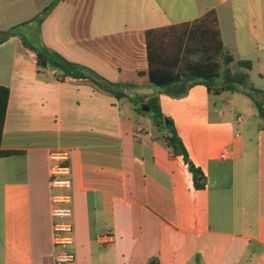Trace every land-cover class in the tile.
Segmentation results:
<instances>
[{
    "label": "crops",
    "instance_id": "0c3cea01",
    "mask_svg": "<svg viewBox=\"0 0 264 264\" xmlns=\"http://www.w3.org/2000/svg\"><path fill=\"white\" fill-rule=\"evenodd\" d=\"M52 2L0 0L1 37L17 27L129 87L118 100L87 79L60 82L58 71L38 72L18 36L0 43V86L9 89L1 149L20 152L0 159V264H53L56 151L69 152L74 243L65 251L76 264H264V124L253 100L240 103L245 118L233 99L214 100L201 84L169 96L148 80L144 41L147 30L214 12L225 52L264 80V0H59L37 26ZM153 97L200 188L168 132L152 116L141 123L132 101Z\"/></svg>",
    "mask_w": 264,
    "mask_h": 264
},
{
    "label": "trees",
    "instance_id": "16d2710c",
    "mask_svg": "<svg viewBox=\"0 0 264 264\" xmlns=\"http://www.w3.org/2000/svg\"><path fill=\"white\" fill-rule=\"evenodd\" d=\"M59 0L53 2L33 18L39 26L47 14L55 7ZM17 27L8 30L0 39V43L10 37L18 36L23 46L35 53L36 66L40 70L51 69L59 72L57 80L87 79L102 91L113 95L116 99L125 97L122 90L129 86L126 84H112L98 76L95 72L72 64L58 54L44 47L35 39L20 35ZM147 77L153 86L165 89L173 98H180L187 94L190 87L195 84L203 85L211 95L223 93H239L248 84L247 72L252 69L250 61L238 60L233 65V57L224 50L219 24L214 12H209L199 19L167 26L158 29H150L144 32ZM255 93H263L255 90ZM254 102L259 119H264V104L247 94ZM9 89L0 86V159L9 158L20 154L17 151L1 149L3 127L7 112ZM140 104L149 108V112H143L137 108L141 115L151 114L154 124L166 129L168 136L165 138L168 147L175 155L183 158L189 172L193 175V181L197 188L201 187L198 178L199 170L190 162L187 152L177 136L173 124L169 120V126H164L165 117L162 116L157 97L146 101L140 100ZM137 107V105H136ZM146 264H159L158 260L150 259Z\"/></svg>",
    "mask_w": 264,
    "mask_h": 264
},
{
    "label": "built area",
    "instance_id": "2783aa9c",
    "mask_svg": "<svg viewBox=\"0 0 264 264\" xmlns=\"http://www.w3.org/2000/svg\"><path fill=\"white\" fill-rule=\"evenodd\" d=\"M54 164L49 168V186L55 191L51 196V217L55 220L52 225V243L55 252L53 264H76L73 252L65 251L74 243V229L71 223L73 215L71 203L72 188L71 168L67 164L69 152L56 151L49 154Z\"/></svg>",
    "mask_w": 264,
    "mask_h": 264
},
{
    "label": "rangeland",
    "instance_id": "374dc122",
    "mask_svg": "<svg viewBox=\"0 0 264 264\" xmlns=\"http://www.w3.org/2000/svg\"><path fill=\"white\" fill-rule=\"evenodd\" d=\"M237 61L236 58H233V62L230 64V67L232 68L233 65L235 64V62ZM233 70V68H232ZM234 71V70H233ZM248 74V84L246 87H244L243 89H240V92H244L247 93V94H251V97H253L254 99L258 100V101H261L263 102L264 104V96L262 95V93H255L254 89L255 90H264V80L260 79L259 76H258V71L257 69L254 67L251 71H248L247 72ZM245 95V94H240V95H236V96H230L229 93L227 94H220V95H211V97L215 100H220V101H226L228 98H231L234 100V103H237L238 104V109L237 110V115H240L242 117H247L246 116V113L242 111V107H241V102L244 101V100H252L248 95ZM250 103V108H251V102L248 101ZM141 102L137 101L136 99H133L132 101V104L134 106L137 105V108L139 110H142V107L145 106L143 104H140ZM255 106V105H254ZM232 107V106H231ZM253 109L256 110L255 107H253ZM152 116V112L151 114H146L144 117L141 118V123H146L149 121V118ZM165 120H168L167 118L164 119V126H165ZM261 121V123L264 124V119H259ZM169 121V120H168ZM164 130L165 127H164Z\"/></svg>",
    "mask_w": 264,
    "mask_h": 264
},
{
    "label": "water",
    "instance_id": "95a60500",
    "mask_svg": "<svg viewBox=\"0 0 264 264\" xmlns=\"http://www.w3.org/2000/svg\"><path fill=\"white\" fill-rule=\"evenodd\" d=\"M3 34L0 32V39H1V36H2ZM142 111L143 112H149V108L148 107H146V106H143L142 107ZM169 124H170V122L168 121V120H165V126L167 127V126H169Z\"/></svg>",
    "mask_w": 264,
    "mask_h": 264
}]
</instances>
